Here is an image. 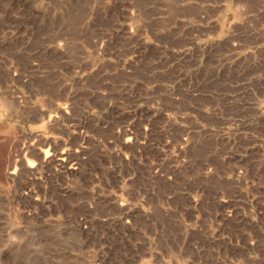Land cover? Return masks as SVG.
<instances>
[{
  "label": "rangeland",
  "instance_id": "374dc122",
  "mask_svg": "<svg viewBox=\"0 0 264 264\" xmlns=\"http://www.w3.org/2000/svg\"><path fill=\"white\" fill-rule=\"evenodd\" d=\"M0 264H264V0H0Z\"/></svg>",
  "mask_w": 264,
  "mask_h": 264
},
{
  "label": "built area",
  "instance_id": "2783aa9c",
  "mask_svg": "<svg viewBox=\"0 0 264 264\" xmlns=\"http://www.w3.org/2000/svg\"><path fill=\"white\" fill-rule=\"evenodd\" d=\"M154 178H157V175H156V173H154ZM155 183V182H154Z\"/></svg>",
  "mask_w": 264,
  "mask_h": 264
}]
</instances>
